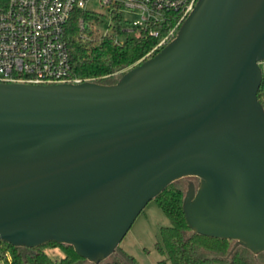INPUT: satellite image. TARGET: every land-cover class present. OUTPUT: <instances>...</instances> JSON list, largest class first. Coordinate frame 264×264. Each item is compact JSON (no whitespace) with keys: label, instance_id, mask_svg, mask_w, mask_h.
<instances>
[{"label":"water","instance_id":"95a60500","mask_svg":"<svg viewBox=\"0 0 264 264\" xmlns=\"http://www.w3.org/2000/svg\"><path fill=\"white\" fill-rule=\"evenodd\" d=\"M264 0H197L115 83L0 82V241L111 256L169 184L195 233L264 251Z\"/></svg>","mask_w":264,"mask_h":264},{"label":"trees","instance_id":"16d2710c","mask_svg":"<svg viewBox=\"0 0 264 264\" xmlns=\"http://www.w3.org/2000/svg\"><path fill=\"white\" fill-rule=\"evenodd\" d=\"M93 22L98 17L85 11L78 10L71 18L66 29V40L70 53L73 71L83 78H95L100 83H115L126 69L146 58L145 55L155 46L158 39L148 33L137 29L136 35H130L129 29L117 27L114 35L92 34L82 39L84 33L80 31L79 19ZM122 33H126L123 39ZM157 52V51H156ZM154 52V53H156ZM118 73V78L107 80L109 76ZM257 97L264 107V76L257 92ZM184 190L175 182L169 184L154 200L168 217L170 224L161 227L160 241L155 247L165 258L158 264H254L244 257L239 248L229 251L232 240L204 236L192 231L185 220L182 202ZM0 246L8 251V255L0 251V261L3 264H92L79 256L74 248L68 244L48 242L34 248L15 247L0 241ZM58 247L63 256L57 260L51 258L46 248ZM100 264H139L131 255L119 246L116 251Z\"/></svg>","mask_w":264,"mask_h":264},{"label":"built area","instance_id":"2783aa9c","mask_svg":"<svg viewBox=\"0 0 264 264\" xmlns=\"http://www.w3.org/2000/svg\"><path fill=\"white\" fill-rule=\"evenodd\" d=\"M89 0H0V82L25 84H78L96 81L74 73L66 29ZM197 0H100L114 18L122 10L138 15L133 29L158 39L148 58L168 44L192 11ZM83 32L88 24L79 19ZM131 29V30H133ZM98 33V32H97ZM99 34V33H98ZM107 35V34H99ZM263 65V66H262ZM264 76V61L260 63Z\"/></svg>","mask_w":264,"mask_h":264},{"label":"rangeland","instance_id":"374dc122","mask_svg":"<svg viewBox=\"0 0 264 264\" xmlns=\"http://www.w3.org/2000/svg\"><path fill=\"white\" fill-rule=\"evenodd\" d=\"M87 9L92 10L96 13L98 20L93 22L87 21L88 30L85 31L82 39L87 40L89 38L88 31H92V34H108L114 35L117 27L121 29H133L132 22L138 20V15L127 10H122L120 17L114 18L109 13V11L101 6L100 0H89L87 3ZM138 33L137 29L130 31V35H136ZM126 33H122L120 38ZM263 66V65H262ZM127 70V69H126ZM118 73L109 76L107 80L113 81L118 78ZM195 182L197 184L198 179L195 177H184L177 181L175 184L184 190V194L188 189L189 182ZM170 221L162 209L159 207L157 202L153 199L147 203V205L142 209L139 215L134 220L130 229L127 231L123 239L121 240L119 247L122 248L127 254L133 256L139 264H158L160 260L165 257L161 255L155 244L160 241V229L161 227L168 226ZM244 248L232 242L229 251L235 249ZM248 250V249H247ZM0 251L8 255V251L4 250V247L0 246ZM45 252L53 259L59 260L62 256V250L58 247L46 248ZM244 257L253 261L254 264H264V251L254 255L249 250L244 251L240 249L239 251ZM0 264H3L0 261ZM166 264H172L170 260H167ZM222 264V263H215Z\"/></svg>","mask_w":264,"mask_h":264},{"label":"flooded vegetation","instance_id":"af4514ba","mask_svg":"<svg viewBox=\"0 0 264 264\" xmlns=\"http://www.w3.org/2000/svg\"><path fill=\"white\" fill-rule=\"evenodd\" d=\"M195 183V182H194Z\"/></svg>","mask_w":264,"mask_h":264}]
</instances>
